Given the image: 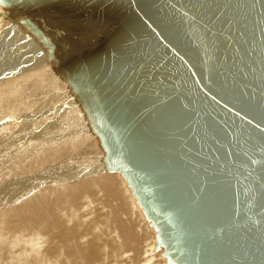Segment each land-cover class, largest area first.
Wrapping results in <instances>:
<instances>
[{
	"label": "water",
	"instance_id": "obj_1",
	"mask_svg": "<svg viewBox=\"0 0 264 264\" xmlns=\"http://www.w3.org/2000/svg\"><path fill=\"white\" fill-rule=\"evenodd\" d=\"M59 1L85 23L59 30L89 53L72 89L164 264H264V0Z\"/></svg>",
	"mask_w": 264,
	"mask_h": 264
},
{
	"label": "bare ground",
	"instance_id": "obj_2",
	"mask_svg": "<svg viewBox=\"0 0 264 264\" xmlns=\"http://www.w3.org/2000/svg\"><path fill=\"white\" fill-rule=\"evenodd\" d=\"M59 2V0H49L46 3H43V0H4L0 2V23L6 27L4 34H10V32L17 34L13 41L11 38L10 43L6 42V36L2 39V45L4 44L3 47H5L3 49L9 51L7 49H11L13 43H16L19 48L16 51L19 53L17 56L23 55L26 53L22 49L25 46L22 44L24 37L35 33L36 40L41 41V43L45 42L43 49L38 50L37 54L45 57L43 52L46 51L47 57L46 59L38 58L33 65L40 64L52 80L48 86L43 83L41 68L31 66L30 57L36 56V53L32 52L34 54L28 55L26 53L23 56V61L27 60L24 65L26 64L28 67L22 70V67L19 66L20 72L17 76L14 75L12 79L0 81V119L8 117L7 121L0 125V129L2 127H7L10 130L15 128L22 132L14 137L12 136L16 131L11 136L9 133H5L6 135L0 141V149L8 152V154H3L4 157L0 160V195H3L2 198H6L5 200L13 199L19 194L20 197L26 193L31 195L25 199L21 206L11 208L13 210L9 212V215L4 214L11 220L7 221V229L10 231L13 227L26 224L32 227L25 228L28 230L52 223L56 225V228H59L60 225H63L61 213L67 204L69 207L73 206L74 210L88 207L89 204L84 206V201L80 200V197L81 195H90L91 189L94 187L95 193L108 201L112 239L121 245L123 251L132 246L134 252H140L144 248V242H141L142 236L147 234L146 240H155L153 238L155 237V230L151 227L147 231H143L145 228L139 227L140 217L144 222L145 218L135 203L131 191H127L124 178H120L121 173L109 171L111 175L103 174V172L108 171L103 159L104 149L100 147L97 137L94 138L95 135L91 133L92 127L89 123V117L86 114L82 99L78 97L82 94L72 89L73 82L78 84L75 80L79 76L78 67L89 53L81 52L79 46L73 48L72 43L74 42L69 40L66 30H64L63 35H60L59 32L61 27L79 32L85 23L69 21L66 18V12H69L71 6ZM7 23L8 25H6ZM101 23L104 25L103 21ZM20 36L23 38H18ZM60 40H63V50L60 48ZM50 46H52V52ZM58 80L68 84L65 99L52 88ZM59 82L57 83L59 84ZM76 87L79 88L78 85ZM11 91L14 94L8 97V100L3 101V97ZM2 104L5 106L2 107ZM32 109L35 111L30 113ZM17 115L22 116L17 117ZM18 122H21L20 125L17 124ZM34 128L37 129L29 132ZM15 143L20 144L19 148L25 145L23 151L28 158L25 165L22 164L17 167L13 165L17 157L11 156V154L19 149L12 150V148L17 147ZM30 150L32 151L28 152ZM91 157L93 158L92 162H90ZM7 158H9L8 165L1 170L7 162ZM19 159L22 158L19 157ZM85 161L88 164L83 165ZM89 165L95 169L96 173L100 174L94 182L83 181L85 179L83 178L79 180L80 182L66 184L70 179L92 174L93 172L87 171ZM24 171H31V174L16 179ZM30 175L32 176L29 177ZM86 178L88 179V177ZM6 195H11V197H5ZM69 218L75 219L71 215ZM142 221L141 225L144 224ZM76 222V225H82L83 220L79 224ZM66 224L68 225V223ZM138 229H141V232ZM61 236L68 235L61 232ZM73 236L78 239L82 233L76 232ZM150 242L145 243L146 246ZM62 245L65 246L63 243ZM145 248L146 253L150 251L149 248ZM100 254H103V251L99 246H95L94 242H91L83 258L89 260Z\"/></svg>",
	"mask_w": 264,
	"mask_h": 264
},
{
	"label": "rangeland",
	"instance_id": "obj_3",
	"mask_svg": "<svg viewBox=\"0 0 264 264\" xmlns=\"http://www.w3.org/2000/svg\"><path fill=\"white\" fill-rule=\"evenodd\" d=\"M9 21H10V19H9ZM6 25H8V23ZM0 26H1L0 27V37H1L0 38V81L5 80V79H7V80L12 79L14 75L17 76L18 73L20 72V68L18 69L19 66L22 67V70L25 69L26 67H28L26 64L24 65V62L27 60L23 61V59H24L23 56L26 53H28V55H32V54H34L32 52H35L36 56H34L32 58L30 57L31 63H32L31 66H36L38 68H41L40 64L39 65H33V64L35 62H37L38 58L46 59V57H47L46 51L43 52L45 57H42L41 54H37L38 50L43 49V43H45V42L41 43V41L36 40L35 39V37H36L35 33H33L30 36L22 35L23 37L25 36L23 39V42L25 44L22 42V44L25 46H23L22 49H23V52H26V53H23V55L22 54L19 55L20 56L19 57V56H17L19 53L16 52L19 49L17 47L16 43H13L14 46L12 45L11 49H7L9 51H6V49L4 50L3 49V48H5V47H3L4 44L2 45V39L3 38L7 37L6 42L10 43L11 38L13 41V39L17 37V34L14 32H10V34H4L6 27L1 25V23H0ZM1 30H3V31H1ZM22 36H20L18 38H23ZM26 41H27V43H26ZM28 41L29 42L32 41V42L29 43ZM38 45H39V47H38ZM33 47H35V48H33ZM50 49L52 52V46H50ZM3 50L5 51V53ZM12 62H14V63H12ZM11 63L14 65L12 66ZM12 71H14V72H12ZM41 74L43 76L42 77L43 83L48 86L50 81H52L51 78L49 77V74L44 72L43 68H41ZM58 81H60L59 84L57 83ZM58 81L53 86L52 85L51 86L57 93H59L61 95V97L63 99H65L67 96L68 84L64 81H61V80H58ZM47 88H50V87H47ZM12 94H14L12 91L9 92L8 94H6L3 97V101L8 100L7 98L11 97ZM1 106L4 107L5 105L2 104ZM34 111L35 110L32 109L30 111V113H32ZM20 116H22V115H17V117H20ZM7 118L6 117L1 118L0 119V125H3L4 122L7 121ZM20 123L21 122H18L17 124L20 125ZM36 129L37 128H34L29 132H33ZM15 131H16V133H15ZM19 132L22 133L21 130H18L15 128L10 130L7 127H2L0 129V141L2 140V138L7 133H9L10 136L15 133L12 136V137H14V136L20 135ZM93 137L96 138L95 136H93ZM15 145L17 147L12 148V150L20 147V144H18V143H15ZM23 147L17 149L15 151V153L11 154V156L17 157L16 161L13 164L15 167L20 166L22 164L25 165L26 162H28V158L25 156V152L23 151ZM31 151L32 150H30L28 152H31ZM3 154H8V152L6 150L0 149V160L3 159V157H4ZM19 157L22 159H19ZM85 157H86V155H85ZM8 159L9 158L6 159L7 162L3 165L1 170H3L8 165ZM92 161H93V158L91 157L90 162H92ZM85 164H88V162L85 161L83 163V165H85ZM24 165H23V167H24ZM87 171H89L90 173L91 172H93V173L90 175H85L84 177L74 178L73 180L70 179L67 182L65 181L66 184H74L75 182H80L79 180H81L83 178H85V179H83V181L85 180V181L94 182L96 180V178L98 176H100V174L96 173L95 169H92V167L90 165L88 166ZM7 172H8V170H7ZM105 173L108 175H111V172H109V171L103 172L104 175H105ZM28 174H31V171H24V172L20 173L19 176L16 177V179H19L20 176H24V175H28ZM112 175H115V174L112 173ZM31 176L32 175H30L29 177H31ZM86 177H88V179ZM89 178H91V179H89ZM120 178H123V177L120 176ZM126 188H127V191H131L130 188L127 186V184H126ZM91 191H92V193L90 195H81V197H80V200L84 201V203H83L84 206L89 204L88 207L85 206L86 208L81 207L78 210H74L73 206L69 207V204H67V206L64 208L63 212L61 213V218L63 219V220L62 219L61 220L63 221V225H60L59 228L58 227L56 228V225L52 223L50 225L47 224L46 226H42V227L37 226V227H34L33 229L27 230L25 228H32V227H30V225H26V224L24 225L23 224L21 226L11 228L10 231H8V229H7V221H11L10 217H6V216H4V214L7 213V215H9V212H12V210H13L11 208L21 206L23 204V202L25 201V199L31 195H28L26 193L25 195H22V197H20L19 196L20 194H19L16 197H14L13 199H9V200L8 199L5 200L6 198L3 199L2 198L3 195H0V237H1L0 238V264H85V262H87L86 264H164L165 259L161 255L162 247H158L157 249L156 248L154 249V247H155L154 241L155 240H150V239L146 240L147 234L142 236L143 239L141 240V242H144V245H143L144 248L145 247L149 248V246L152 247V248L151 247L149 248L150 249L149 252H147V253L145 252V251H147L146 248L145 249L143 248V250H141L140 252H134L132 250V246L127 247L123 251V248L121 247V245L117 244L112 239V234L110 232L111 215H109V212H108L109 206H107L108 201L106 199H104L103 197H101V195L95 193L94 187L91 189ZM5 197L10 198L11 195H6ZM72 207H73V209H72ZM70 215L73 216V218L75 217V219L72 220L71 218H69ZM80 219H82L83 222ZM64 220H66L68 222H66ZM140 220L142 221L141 217H140ZM141 221L139 223V227L141 229L145 228V230H143V231H147V229L151 228V227H149V223H145V222H147L146 220H145V222L142 221V223H144L142 225H141ZM75 222L78 224L80 222H82V225L81 224L76 225ZM66 223H68V225ZM72 223H73V225H72ZM71 225H72V227H71ZM53 226H55V227H53ZM142 226L144 228H142ZM35 229H37V230H35ZM71 229H72V231L70 232ZM140 230L138 229V231H140ZM61 232H65V234L68 236L62 237ZM73 232L74 233L80 232V233H82V236L80 238L76 239L73 236V234H74ZM72 237H74V238H72ZM59 238L61 239V241ZM153 238H155V237H153ZM148 241L149 242L151 241V242L146 246L145 243H147ZM91 242H94L95 246H99V248L103 251V254H100L99 256H97L93 259L87 260L83 257L85 256L86 251H87L89 244ZM62 243L65 244V246L62 245ZM153 243H154V245H153ZM151 249H154V250L151 251ZM144 253H146V254H144Z\"/></svg>",
	"mask_w": 264,
	"mask_h": 264
}]
</instances>
